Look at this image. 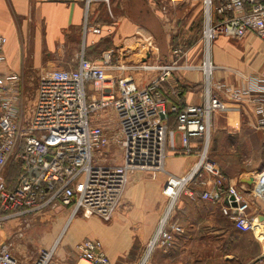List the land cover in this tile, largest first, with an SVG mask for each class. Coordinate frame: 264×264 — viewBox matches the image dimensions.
I'll list each match as a JSON object with an SVG mask.
<instances>
[{"label":"built area","instance_id":"obj_1","mask_svg":"<svg viewBox=\"0 0 264 264\" xmlns=\"http://www.w3.org/2000/svg\"><path fill=\"white\" fill-rule=\"evenodd\" d=\"M204 2L207 20L203 35L209 44L221 35L255 36L264 41V0ZM101 31V26L85 20V35ZM7 40L0 33V63L5 60ZM151 41L148 39L149 47ZM174 52L177 56L183 54L181 48ZM122 59L123 54L115 47L105 49L95 59L85 55L83 46L76 68L42 72L29 113L23 110V74L0 71V228L12 219L28 223L33 213L55 201L72 206L73 214L81 212L85 217L112 220L133 173L140 170L156 175L166 171L164 157L174 133L168 123L169 111H175L176 129L182 133L184 149L191 151L194 137L202 139L203 147L192 173L172 175L165 192L176 196L189 180L198 178L205 186L210 184L202 193L205 199H228L222 205L223 212L233 215L241 231L254 230L257 224L255 217L248 214L249 196L264 200V170L251 191L245 193L234 185H225L220 169L207 159V152L214 115L230 109L228 100L250 101L255 125L264 129V72L244 77L242 84L227 83L213 78L214 66L208 57L201 66L205 75L204 103H189L181 109L174 104L169 108L161 86L179 68L178 61L163 64L158 75L139 85L130 72L152 67L144 61L130 63ZM108 110L115 114L114 122L103 115ZM91 113L96 114L93 120ZM112 143L120 146L123 161L108 162L103 156L95 160L93 151L107 152ZM12 159L21 171L10 187L8 164ZM207 174L214 176L213 180L209 181ZM167 224L165 218L151 247L157 240L168 244L174 233L183 231L176 223L170 228ZM23 232L20 228L16 235ZM12 246L10 241L1 246L0 264H22ZM76 249V264H113L99 239L86 238ZM46 256L44 253L35 264H49ZM259 260L264 264V254Z\"/></svg>","mask_w":264,"mask_h":264},{"label":"crops","instance_id":"obj_2","mask_svg":"<svg viewBox=\"0 0 264 264\" xmlns=\"http://www.w3.org/2000/svg\"><path fill=\"white\" fill-rule=\"evenodd\" d=\"M86 19L89 24L101 26V33L85 35ZM206 20L204 0H0V33L8 38L0 71L21 72L25 76L30 68L42 72L73 69L78 65L79 45L83 44L87 57L95 59L105 49L115 47L123 54L122 61L136 63L141 59L148 63L152 67L147 71L151 77L158 75L163 64L177 60L179 68L164 81L169 108L176 103L201 104L206 98L201 66L208 57L214 66L213 78L227 83L242 84L244 77L264 72L262 39L221 35L209 44L203 35ZM148 39L152 40V47L148 46ZM146 47L148 54L142 57L140 52ZM172 48H181L183 54L177 56ZM130 73L135 74L139 85L147 83L143 71L135 69ZM228 101L230 109L221 111L227 115L226 120L219 122L217 112L214 129L222 126L232 133L251 125L264 131L255 125V110L250 101ZM170 129L174 133L164 157L166 171L156 175L140 170L133 173L112 220L85 217L81 212L73 214L72 206L58 201L32 214L39 216L41 223L50 221L43 231L45 240L53 244L50 250L56 247L61 259L76 264V245L86 238L99 239L114 264L129 251L140 252L152 245L166 218L168 228L176 223L183 231L174 233L170 243L157 246L160 264H232L242 258L247 261L238 264H261L264 200L249 196L248 214L255 217L257 225L254 230L241 231L235 226L233 215L223 212L225 199L214 202L202 196L210 184L205 186L200 179L193 178L176 196L165 192L172 175L183 177L192 173L203 147L202 139L194 137L191 151L185 150L181 131L176 127ZM263 170L262 165L234 175L228 170L222 175L225 185L249 193ZM212 178L207 174L209 181ZM17 222L20 219L8 220L0 228V248L9 240L4 228ZM47 251L44 249V253ZM17 259L22 264L36 263ZM137 261L138 258L134 262Z\"/></svg>","mask_w":264,"mask_h":264},{"label":"rangeland","instance_id":"obj_3","mask_svg":"<svg viewBox=\"0 0 264 264\" xmlns=\"http://www.w3.org/2000/svg\"><path fill=\"white\" fill-rule=\"evenodd\" d=\"M82 45L83 44L78 46V52H81L80 49L81 47H83ZM148 48L149 47H146L145 49H143V52H140V55L142 57L147 56L148 52L146 50ZM173 50L174 48H172V51ZM139 61L143 62V60L141 59H139ZM143 73V79H145L146 81H148L149 76H152L151 73L147 71H143ZM41 74L42 70L39 71L33 68L27 70V74L25 73L23 99V110L25 113H29L34 104ZM203 82H205V79ZM103 115L106 118H111L113 122L116 119L115 114L111 110L104 112ZM226 116L227 115L225 113L220 112L218 114L219 122L226 120ZM95 117V113L90 114V118L92 120ZM244 127L245 129L242 128V130L239 129L237 130V132L230 133L227 129L222 128V126H218L216 127V129H214V124L212 126L211 138L208 145L207 159L213 161L220 169V172L222 174L223 172H226L228 170V172L234 175L241 170L252 169L254 167H259L262 165L264 167V131L258 130L251 125H244ZM93 155L95 160L97 157L103 156L104 159H106L108 162L121 163L123 161L122 150L120 146L114 143H112L107 148V152L95 149L93 151ZM10 166L11 164H8V167ZM37 219H39V216L37 217V215H32L30 216L28 223H25V221H20L15 225L11 223L9 226L4 228L6 232L5 237L9 238L8 241L13 244V253L17 257H19L21 261L25 263H33L37 261L42 256V254H44V249H47L48 251L46 253L48 254L49 264H73L69 260L61 259L56 247L55 249L50 250L53 244L48 240H45V233H43V231L48 228L50 221L41 223ZM160 226H162V223ZM21 227L24 231L23 234L16 235V232L19 231ZM158 232L159 229L157 230V234ZM159 244L160 240H157L152 248L151 245H146L140 252L136 249L131 250L127 255L121 256L114 264H142L147 254L150 253V251L149 253H147L150 249L151 253L147 258L145 264H160L161 253L159 249H157V246ZM137 258L138 261L134 262L135 260H137ZM245 260L246 259L242 258L239 262H232V264L245 263L247 261ZM224 263L226 264L227 262L224 261ZM83 264H85V262H83Z\"/></svg>","mask_w":264,"mask_h":264},{"label":"trees","instance_id":"obj_4","mask_svg":"<svg viewBox=\"0 0 264 264\" xmlns=\"http://www.w3.org/2000/svg\"><path fill=\"white\" fill-rule=\"evenodd\" d=\"M161 90L163 92L164 97L167 99L168 97H167V92H166V90L164 88V82L162 83ZM176 105H178V107L180 109L185 106V104H182V103H176ZM169 114H170V116L168 118L169 119V121H168L169 127L170 128L171 127H176V125H177L176 124L177 112L171 111ZM171 120H174V121L171 122ZM10 164H11V166L8 169V183H9L10 187H13V185L15 183L14 181L17 178L18 172L21 171V168L19 167L20 165H18V163L15 160H13V159L10 161Z\"/></svg>","mask_w":264,"mask_h":264},{"label":"water","instance_id":"obj_5","mask_svg":"<svg viewBox=\"0 0 264 264\" xmlns=\"http://www.w3.org/2000/svg\"><path fill=\"white\" fill-rule=\"evenodd\" d=\"M232 198V197H231ZM226 203L228 202V199H225ZM233 205H236V203H233ZM234 213L237 214V210H234Z\"/></svg>","mask_w":264,"mask_h":264},{"label":"bare ground","instance_id":"obj_6","mask_svg":"<svg viewBox=\"0 0 264 264\" xmlns=\"http://www.w3.org/2000/svg\"><path fill=\"white\" fill-rule=\"evenodd\" d=\"M45 260H48V254H47V256L45 257Z\"/></svg>","mask_w":264,"mask_h":264}]
</instances>
